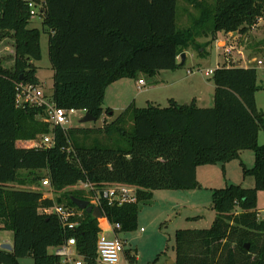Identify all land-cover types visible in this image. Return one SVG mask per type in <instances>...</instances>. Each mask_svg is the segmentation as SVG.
Returning <instances> with one entry per match:
<instances>
[{
    "label": "trees",
    "instance_id": "obj_1",
    "mask_svg": "<svg viewBox=\"0 0 264 264\" xmlns=\"http://www.w3.org/2000/svg\"><path fill=\"white\" fill-rule=\"evenodd\" d=\"M177 1L46 0L43 31L54 70L51 99L61 108L86 110L97 120L104 113L114 115L103 107L112 83L176 70L182 65L179 56L197 47L199 37L211 35L213 41L222 31L245 33L264 17V0H216L214 5L186 0L201 13L183 29L176 23ZM30 22L25 2L0 0V42L12 38L15 50L11 67L0 61V230L14 233L13 250L0 248V264H19L29 256L34 264H70L49 249L71 237L84 264H99L97 242L107 220L119 223V232L136 230L140 205L151 201L154 191L199 188V166L225 164L248 149L255 153V164L242 166L255 186L215 188L212 227L177 231L174 264H264V218L257 209L258 193L264 191V144L258 142L264 112L256 102L257 68H217L211 108H200L195 100L180 104L171 99L167 107L143 108L133 102L102 127L52 126L42 119L44 108L16 103L20 82L41 85L34 62L42 59L43 31ZM44 135L54 137L53 145L37 147L38 136ZM44 179L51 183L49 191L60 193L57 201L81 212L73 218L79 221L74 229H65L48 212L54 198L9 187ZM81 181L98 188L132 186L135 201L103 200L104 216L96 219L72 200L90 201L86 191L68 190ZM193 245L202 249L193 253ZM127 257L136 259L130 252Z\"/></svg>",
    "mask_w": 264,
    "mask_h": 264
},
{
    "label": "rangeland",
    "instance_id": "obj_2",
    "mask_svg": "<svg viewBox=\"0 0 264 264\" xmlns=\"http://www.w3.org/2000/svg\"><path fill=\"white\" fill-rule=\"evenodd\" d=\"M203 1L208 5H214L216 2V0ZM200 13V9L189 1L178 0L176 20L178 27L183 29L190 27L193 20L200 16ZM30 27L39 28L43 31V19L41 17L31 19ZM228 33L224 31L218 33L217 38L213 41L211 35L209 37H199L197 39L198 46L191 47L186 51L188 52L187 61L180 66L176 74L191 77L189 81L195 80V84L197 83L196 85L198 86L183 81L178 87L167 86L153 91L150 90L154 78L159 77L158 75H165L166 77L171 73V70H161L159 73L162 74L158 73L155 77L140 73L139 78H143L146 81V85H141L140 89L137 88L138 78L135 80L132 77H127L126 81L130 79L128 83L131 94L139 93L138 101L135 105L141 108L150 104L167 107L170 105L169 98L174 93H179L180 104L191 103L192 98L189 99V96H191V91L194 90V96L200 97V101L197 102L200 108L213 107L215 85L211 83L213 75L207 76L206 70H215L218 64L222 65L224 63V50L219 45L224 39V35ZM236 38L230 42L236 47V50L233 51L234 55L239 57L240 54H237V49H241L250 59L253 57L264 58V23L245 33L238 31ZM41 47L42 59L35 61V65L38 68L37 77L44 93L51 96L54 85V70L49 56V37L44 31L41 37ZM14 53V41L12 38H6L0 42V61L5 67L13 65ZM179 62L180 64L183 62L182 57L179 58ZM250 65L254 66L256 63H250ZM257 71L259 90L256 93V102L258 108L264 112V66L258 67ZM191 72H194V74H190ZM113 98L119 99V97H112L109 93L108 101L115 102ZM121 111L116 109L114 115L104 113L95 122L81 123L80 120L84 117V112L80 110L71 116L69 127H102L106 121L110 122L115 119ZM258 142L259 144H264V130L260 131ZM242 163L247 168L254 166L255 153L253 150H243L239 158L225 164L218 163L216 165L198 167L197 176L201 185L199 188L192 190L158 189L154 191L153 199L140 205L137 229L131 232L117 233L120 240L123 241V251L118 264H168L170 261L175 263L177 257V231L202 230L212 227L216 216V212L212 207V193L215 188H223L232 184L242 185L245 188H253L255 186L253 176H244ZM20 173L25 175L26 171L22 170ZM9 187L41 191L45 196L54 198L56 204H61V201H57L60 193L49 191V186L44 185L43 181L34 183L29 181L24 185L16 182L9 184ZM71 189L77 188L72 187L68 190ZM257 209L260 217L264 218V191H259L258 193ZM48 212L53 213L54 209L50 208ZM142 228L144 230H141ZM103 233L108 237L113 236V233L107 229ZM13 241L14 233L12 231L0 230V246ZM234 245L235 242L232 246L234 247ZM201 249L199 246L193 245L190 251L192 250L193 253H196ZM49 252L55 254L53 248H50ZM129 252L132 256L135 255L136 259L134 261L129 260L127 257ZM224 256H226V253ZM19 264H34V260L30 256L25 257L20 259Z\"/></svg>",
    "mask_w": 264,
    "mask_h": 264
},
{
    "label": "built area",
    "instance_id": "obj_3",
    "mask_svg": "<svg viewBox=\"0 0 264 264\" xmlns=\"http://www.w3.org/2000/svg\"><path fill=\"white\" fill-rule=\"evenodd\" d=\"M25 2L29 8L31 19L35 17H41L44 19L46 15L47 2L46 0H22ZM264 23V17H260L258 22L253 26V28ZM238 32H229L224 35V39L219 45L223 48L224 52V63L218 64L217 68L224 66L227 67H262L264 66V58H249L245 55L243 50L237 49V54L239 57L234 55L233 51L236 47L230 44L231 41L237 39ZM233 38V39H232ZM180 58V56H179ZM250 63H256L252 66ZM216 68V69H217ZM215 69V70H216ZM213 69L206 70V75L210 76L214 74ZM140 85H144L145 81L143 79L139 80ZM18 107H26L27 105L36 106L44 108L46 115L42 118L43 120L50 123L52 126L60 125L62 127H69L71 123V116L75 115L78 111L75 108L65 109L58 107L57 104L44 93L41 85H36L33 83L20 82L17 85V100ZM84 116L87 111L82 110ZM54 137L52 135L40 136L36 141L37 147H49L53 145ZM43 184L46 186H51L49 179H44ZM77 189L84 190L88 193L90 197V203L92 205L100 206L103 200L108 201L109 204L118 202L120 204L126 202L135 201L134 187L128 185H118V184H108L104 187L98 188L93 185V183L87 181H81L75 186ZM54 213L59 217L65 229H74L79 225L78 220H73L74 217H80L81 212L67 207L63 204H55L53 207ZM107 229L113 233V236L108 237L102 233L97 242V254L99 264H118L121 260V252L123 251V241L120 240L117 233L121 229L119 223H111L109 220L104 224V230ZM141 230H144L143 228ZM55 254L62 257L65 263L70 264H84L83 256H81L76 248V239L71 237L67 239L62 245L54 248Z\"/></svg>",
    "mask_w": 264,
    "mask_h": 264
},
{
    "label": "crops",
    "instance_id": "obj_4",
    "mask_svg": "<svg viewBox=\"0 0 264 264\" xmlns=\"http://www.w3.org/2000/svg\"><path fill=\"white\" fill-rule=\"evenodd\" d=\"M187 53L188 52H186V61H187V58H188V54ZM179 68L176 69V70H171L170 71L171 73L168 76H166V77H165V75H158L159 77L154 78V81L151 83L150 90L153 91V90H156V89H159V88H164V87H167V86L178 87V86L181 85V82H183V81L190 82L191 84H193L195 86L197 84V83L195 84V80L189 81V78H191V77H186V76H182L180 74H176V72L179 70ZM159 72H161V71H159ZM159 74H162V73H159ZM190 74H194V72L193 73L191 72ZM140 79H143V78H138V80H137V84H138L137 88L138 89L141 88V85L139 84V80ZM126 80H127L126 78L120 79V80L112 83L107 88L106 94H105V100H104V104H103V107L105 109L106 108H110V109H112L113 113H115L116 109L124 110L127 106H129L133 102L135 104H137L139 93L132 95L130 90H129V83H128V82H130V79H129V81H126ZM143 80L145 81V79H143ZM145 83H146V81H145ZM211 83L213 84L214 82L212 81ZM145 85L146 84H144L143 86H145ZM196 86H198V85H196ZM109 93L112 95V97H119V99L116 100V99L113 98L115 102L108 101ZM194 93H195L194 90L191 91V96H189V99L192 98V101L195 100V102L197 103L198 101H200V97L194 96L195 95ZM214 93H215V89H214ZM171 99H173V100H175V101H177L179 103V100H180L179 93H174L171 96V98H169V100H171ZM213 101H214V96H213ZM242 152L243 151H241V153ZM198 170H199V168L197 169V175H198ZM11 244H13V242H11Z\"/></svg>",
    "mask_w": 264,
    "mask_h": 264
},
{
    "label": "water",
    "instance_id": "obj_5",
    "mask_svg": "<svg viewBox=\"0 0 264 264\" xmlns=\"http://www.w3.org/2000/svg\"><path fill=\"white\" fill-rule=\"evenodd\" d=\"M181 57L183 59V62L181 64H183L186 61V52H184L181 55ZM96 120L97 118L95 116L87 112L86 115L80 120V122L81 123H91V122H95ZM72 200L77 205V207H79L81 210H86L88 213H91L94 218L96 219L103 218L104 215H103V211L100 206H96V205L94 206L90 203L89 200H86V199L72 197ZM246 247L248 248L249 245L247 244ZM0 248L3 250L12 251L13 244L11 243L2 244ZM173 263L174 261H170L168 264H173Z\"/></svg>",
    "mask_w": 264,
    "mask_h": 264
}]
</instances>
